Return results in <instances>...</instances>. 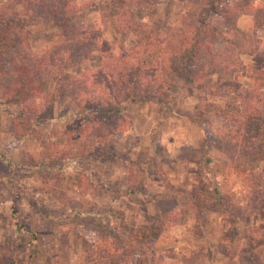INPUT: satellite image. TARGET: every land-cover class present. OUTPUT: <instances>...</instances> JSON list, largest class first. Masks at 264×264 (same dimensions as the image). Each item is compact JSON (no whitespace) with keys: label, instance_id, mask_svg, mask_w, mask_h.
I'll list each match as a JSON object with an SVG mask.
<instances>
[{"label":"rangeland","instance_id":"374dc122","mask_svg":"<svg viewBox=\"0 0 264 264\" xmlns=\"http://www.w3.org/2000/svg\"><path fill=\"white\" fill-rule=\"evenodd\" d=\"M107 1L73 0L78 13L72 22L97 25L114 49L132 47L137 40L134 32L118 31L117 16L166 36L177 34L186 22L193 25L203 8L208 11L193 0H129L124 7H109ZM261 2L250 0L254 18L262 13ZM232 3L237 7L227 16L212 14L217 32L206 39L236 62L238 46L255 52L264 48V29L254 28L252 15L244 12L237 14V32L227 33L242 6L240 0ZM25 19L23 31L9 36L10 55L21 50L19 38L32 53L64 41L59 20ZM239 58L243 66L235 72L218 69L212 78L236 79L244 92L261 96L264 106V83L253 90L254 74L247 69L257 66V57L243 53ZM8 60L0 56V264H264V153L256 147L264 146V124L251 129V141H245L250 147L236 146L229 119L216 112L232 92L208 94L171 75L160 102L122 106L129 126L115 133L110 156L65 157L43 146V130L52 127L58 135L65 124L55 119L72 104V93L47 97L43 119H20L21 106L3 95L14 83ZM100 62L93 52L73 71L96 69ZM238 99L245 107V97ZM124 188L134 190L133 196L118 191ZM13 199L16 219L9 210ZM112 229L132 238L124 241L128 249L117 248L123 238L109 236ZM130 229L142 238L129 236Z\"/></svg>","mask_w":264,"mask_h":264},{"label":"trees","instance_id":"16d2710c","mask_svg":"<svg viewBox=\"0 0 264 264\" xmlns=\"http://www.w3.org/2000/svg\"><path fill=\"white\" fill-rule=\"evenodd\" d=\"M128 1L108 0L107 5L112 7V4L121 3L124 7ZM134 1L132 4L140 3V0ZM193 1L202 7L208 6V11L204 13L203 8L201 13L196 15L193 25L186 22L174 35L162 36L151 25H135L131 20H127L124 14L121 17L117 16L118 31L134 32L137 40L134 46H118L116 51L112 44L103 38V33L97 25L72 22L78 13L73 0H5L0 4V51L9 58L10 73L14 81L12 86L6 87L3 91L4 96L9 95L6 101L21 106L18 112L20 119L25 115L30 119L41 120L45 112V107L43 109L41 107L43 104L46 105L47 97L57 99L63 95L62 93L71 92L72 104L62 116L55 119L56 124L60 121L64 122L65 126L57 132L58 135L52 131V127L43 130L45 131L43 146L65 157L68 154L108 157L111 155L110 148L115 133L129 126L122 115V106L142 101L160 102L161 96L170 88L169 77L173 75L187 85L208 94L232 92L233 96L224 106L216 108V112L229 119V124L232 125L231 141L236 146L238 143L251 145L245 142L251 141L248 139L251 129L258 130L260 125L264 124L261 96H252L249 91L244 92L236 79L214 80L211 75L214 72L218 73V69L227 73L235 72L243 66L239 56L249 53L257 57V66H247L254 74L252 89L255 91L261 89L264 83V48L255 52L238 46L235 51L239 54L236 62L230 60L228 53L219 54L214 48V41L206 39L207 34L217 32L210 24V17L212 14L227 16L229 11L237 6L232 5V0ZM240 1L242 6L232 18L231 24H228L227 33L237 32L235 25L237 14L244 12L252 15L254 28L264 29V0L260 8L262 13L255 18V8H252L250 0L245 4L246 0ZM34 17H52L59 20L62 23L61 35L64 41L32 53L27 49V42L19 38V45L26 50L23 52L21 48L16 54H11L15 56H11L9 49L13 43L9 42L10 34L16 32V29L23 31L28 23L25 18ZM229 40L225 39L226 42ZM229 45L231 48L235 47L233 43ZM93 52L99 55L100 65L96 69L74 72L73 68L87 61ZM204 56L208 58V68H205L207 64L204 63ZM198 62L201 64L196 67ZM45 92L51 93V96H47ZM240 96L246 99L245 107L238 99ZM251 100L253 102L250 103ZM52 125L51 123L50 126ZM60 143H65L64 149L59 148ZM256 147L261 149L260 153H264L263 145ZM64 163L66 162L62 161L58 166ZM21 165L29 166L27 163ZM118 191L130 197L134 194V190L125 188ZM195 195L193 202L196 201ZM12 201L9 206L10 215L16 219L18 208L15 200ZM218 202L214 206V210L217 211L221 209ZM16 225L17 228L20 227L17 220ZM109 233L113 239L123 238L121 240L123 244L119 241L118 249H128L124 241H131V237H127L125 233L115 232L114 229ZM134 233L132 229L128 232L129 236L133 235L135 239L142 238ZM141 235L144 236L142 233ZM139 249L141 247L136 251Z\"/></svg>","mask_w":264,"mask_h":264}]
</instances>
